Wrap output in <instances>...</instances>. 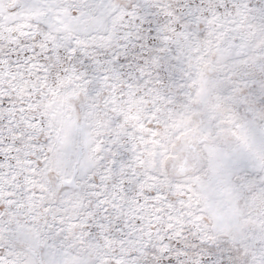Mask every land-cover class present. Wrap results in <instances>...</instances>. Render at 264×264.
Instances as JSON below:
<instances>
[{
  "label": "snow or ice",
  "instance_id": "snow-or-ice-1",
  "mask_svg": "<svg viewBox=\"0 0 264 264\" xmlns=\"http://www.w3.org/2000/svg\"><path fill=\"white\" fill-rule=\"evenodd\" d=\"M0 264H264V0H0Z\"/></svg>",
  "mask_w": 264,
  "mask_h": 264
}]
</instances>
